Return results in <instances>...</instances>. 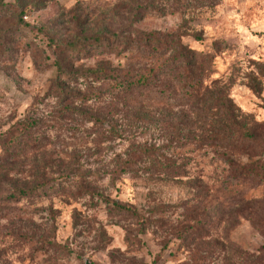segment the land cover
Listing matches in <instances>:
<instances>
[{"label":"rangeland","instance_id":"1","mask_svg":"<svg viewBox=\"0 0 264 264\" xmlns=\"http://www.w3.org/2000/svg\"><path fill=\"white\" fill-rule=\"evenodd\" d=\"M131 1L0 0V264H264V0ZM121 25L208 55L211 95L259 125L251 153L234 157L239 176L218 146L172 153L198 133L190 104L140 102L86 77L158 70L153 49L84 43ZM154 143L183 175L149 155L130 162L132 144Z\"/></svg>","mask_w":264,"mask_h":264},{"label":"trees","instance_id":"2","mask_svg":"<svg viewBox=\"0 0 264 264\" xmlns=\"http://www.w3.org/2000/svg\"><path fill=\"white\" fill-rule=\"evenodd\" d=\"M146 5H142L141 0H132L129 3V7H133V9L141 8L143 10ZM141 18L142 16L140 15L139 17L134 16V21H138ZM116 30V32L111 34L100 32L92 36V38L87 36L84 43H95L99 49L113 47L118 49L121 46L124 49H140L144 46L145 51L153 49L164 57L158 70L156 71V69L152 68L148 76H136L137 78L135 79L134 76L128 75L129 70L127 69L124 71V69L119 70L118 68L99 66V70L90 69L88 73H100L103 71V76L86 77L111 79L116 82L117 90L123 94L122 97L131 98L132 96L133 99H138L140 102L142 100V102L151 103L152 100H155L158 103L167 104L173 100L179 106L190 104L191 109L189 111L198 124V133L194 134L193 138H190L188 142L177 143V141V145L172 147V153L183 155L191 151L201 150L199 149L201 147L218 146V149L214 151L215 155L225 157V162L229 161L231 163L232 171H236V174H241L246 167L243 169V166L234 157L240 156L241 151L251 153L247 151L259 138L258 134H255L259 129V125L255 123L250 129H246L241 122V115L237 112L227 93L223 96L211 95L214 83L211 82L210 84L209 82L208 55H203L198 60L194 55V51L189 49L176 33L146 32L134 27L125 30L122 25ZM123 33H128V36H123ZM76 43L77 41L74 42V45ZM195 64L198 66L195 67ZM193 71H197V74H192ZM111 72H114L117 76H112V74H109L111 76H105ZM156 73L160 76H156ZM59 85L60 87L57 86V88L62 89L61 92L64 93V86ZM191 132L192 130L187 135L192 136L193 132ZM182 137L186 138V136ZM177 139H179V135ZM154 145L156 144L146 147L143 144H132L128 150V155L131 157L130 162L136 164L137 162L134 161L149 155V157L153 156L156 160L158 170L170 171L174 176L183 175V165L168 157L158 156L157 152L161 153V149L155 148ZM258 147L260 145L255 146L254 149ZM202 154H208V152ZM254 155L256 156L257 154L255 153ZM186 157L190 158L189 156ZM158 158L161 160L165 159L167 163H161ZM252 169L253 166L249 168V170ZM235 195H238V193ZM225 197H221V201H225ZM235 199L241 200L243 198L237 196ZM116 205L121 210L136 213L133 207Z\"/></svg>","mask_w":264,"mask_h":264},{"label":"water","instance_id":"3","mask_svg":"<svg viewBox=\"0 0 264 264\" xmlns=\"http://www.w3.org/2000/svg\"><path fill=\"white\" fill-rule=\"evenodd\" d=\"M86 264H92V263H90L89 261H86Z\"/></svg>","mask_w":264,"mask_h":264}]
</instances>
